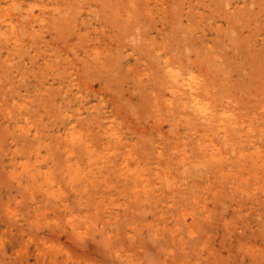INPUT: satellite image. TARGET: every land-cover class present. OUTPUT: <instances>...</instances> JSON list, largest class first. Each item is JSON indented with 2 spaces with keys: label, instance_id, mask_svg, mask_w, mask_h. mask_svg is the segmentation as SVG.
<instances>
[{
  "label": "rangeland",
  "instance_id": "rangeland-1",
  "mask_svg": "<svg viewBox=\"0 0 264 264\" xmlns=\"http://www.w3.org/2000/svg\"><path fill=\"white\" fill-rule=\"evenodd\" d=\"M16 1L18 2V4H19V2L21 3V5H20L21 8L16 6V5H18ZM172 1L177 2L178 4L183 3L182 0H179V1L172 0ZM198 1L197 0H190V3H191L190 4L186 0L183 3L184 6H182L183 5L182 4L180 7H177L178 4L176 3L173 5L174 9H173V6L170 8V10H171V12H170L169 9L165 10L166 6L169 7V4L167 2L165 4H162V2L160 0L159 1L153 0L154 5L158 4L160 7L163 6L162 8L164 10H162V9L160 10V8L154 7L155 11H157V12H154V15L150 14V16H149V14H147L148 16L146 18H148V20L145 18L142 20L141 24L139 23L140 24L139 26H141V27L136 28L135 24H133V25L127 24V25H130L133 30L137 29L138 31H141V33L143 31V33H142L143 36H142L141 34H139L140 32H138L137 30L135 32V31H132L131 28H130L131 30L128 29V31H131L132 34H134L133 32H135V34L133 35V39H134L133 41L134 42H132V39H131L132 34L129 32L130 33V35H129L127 33V31H125L122 28L123 25L121 27L118 26V24L120 23L119 22L120 20H123L121 23H123L125 21V19H123L122 16L116 17V18H118L117 19L118 23H117V25H115V23L113 21L114 18L112 16V14L110 15V12H108V10L106 12L105 8H98L99 5L98 6L89 5L87 2L83 3L82 4L83 6L81 5V10L83 8V13L77 12L75 16H76V19H79L83 16L86 18V21L90 20L91 24H89V26H87V24H86V26L83 25V27L81 28L80 27L81 25L75 26L76 23H72L71 27H70L71 30L69 29V31L65 32V29L64 30L58 29V27L61 28V26H59L57 24H54L55 27L52 25V27L49 29L47 26L46 27L43 26V27H41L42 28L41 29L40 26L38 25L37 29L34 30L35 32H33V34H29L27 32L26 26L25 27L22 26L23 29H26L27 33L26 32H25L26 34L24 33L25 30H22L23 32L20 30L22 37H24V35H25L26 38L24 37V38L20 39L21 41L19 40V43H15L13 40H11L9 42L6 41V39H5L6 36H3V35H5V33L4 32L0 33V41H1L0 42V52H1L0 53V187H1L0 188V240H1L0 241L1 242L0 243V248H1L0 249V258H2V257L4 258V259L2 258L3 260L0 259V262H1V260L2 261L5 260V264H7V263L8 264H78V260H79V264H101V263L102 264L103 263H105V264H116V263L117 264H128V263L129 264L130 263L131 264H143L145 262H146L145 264H147V263L148 264H170V262H172L171 264H264V166H263L264 165V135L260 137V134L262 135L264 133V131H262L260 128H258V130L260 129L259 130L260 134H259V131L253 132L255 134H258V137H253V138L248 139L247 142L240 143V145L246 146L245 156H246V154L248 156V154L251 153V155L248 157V159H247V157L245 159V156L241 157V155H239L240 153L234 152V153H230L231 158H232L231 164L224 163V165H223L222 163L221 164L212 163L213 165L211 166L210 162H208L209 164L206 162L207 160H210V157L206 156V155H205L206 157L203 156L205 154V144H206V142H207V144H209L210 139L207 138L206 142L203 140V142L205 143L204 147H203L204 150H203V148L199 145V143L202 142V140H198V137L195 135V131H194L195 127L192 128V126L197 125L196 119L198 118V116L196 114H193L194 111H192L190 109L184 111V107H183L182 110L179 109L180 112L183 113V115H181L180 112L175 113V114H177V118L179 116H180L179 119L181 118L180 123H178V120L175 119V121L177 120V122H175V124H176L175 127H178V128H176L175 131L181 129L182 135H184L183 137H181L176 132L171 131V129H173V127H174L171 125V123L174 124V122H173L174 119H172L171 112L169 113L167 104H166L167 106L165 105L162 108V107L151 106L152 103H150V102L146 103V102L141 100V98H142L141 96L144 92H141V91H143L142 88H140L139 86L137 87L139 75H136V77H135L134 76L135 70L129 69V67L133 68L134 66L135 67L139 66V69H141V64H143L144 65L143 67H145L146 66L145 63H147V62L152 63V61H151V59H149V57H152V55H153V59H154L155 58L154 54L152 53V55H149V54L147 55V53H146L147 51H145V55H144V54H142L144 52H141L140 57H142V58L140 61H137L133 57H131V54L133 53V50L131 48L128 50L126 48H123L124 51H122L121 47H119L120 52L117 49L118 45H120L119 42H123V40H125V39H123V36L127 37V39L125 40V43H128V45L137 46L139 44V43H136L138 41L137 39H140L139 42L141 44L142 43L141 40H143V42H149L147 40L148 39L150 40L151 38H152V40H154L156 42L155 43L156 45H160V44L165 45L164 44L165 40H166V43H168L167 37H165V36L171 37L170 34H172V33H174V35L172 34L173 37L175 35H178L179 37H183V35L184 36L189 35V34L185 33V30L188 31L185 28H188L189 29L188 32L191 33V31H192L191 28H193V27H194V30H198V29H195V27L197 25H198V27L201 26V28H200L201 33H199V35L203 34L205 31H207L210 34V37H214V38L216 37V42H217V41H219V39L227 38V36L229 34V29H231L230 32L233 30L232 23L229 22V19L232 16V14H234V16L231 17L232 20L230 19L231 22L233 21V23L237 24L240 21L239 23L245 22L244 25H247V26L251 25V28L245 26L243 29L244 30V32H243L244 37L242 36V39L245 38L244 40H247V41L243 40L242 45H244L245 42H247L248 45L245 44L246 47H243L245 49L244 54H242L243 58L241 57V58L235 59V60L232 59V58H235V54H234L235 52L233 53L234 50L231 51L232 53L230 52L231 56L228 57V55L227 56L225 55V56H221L220 58H222L224 60V58L227 57V58H225L226 62H232L233 64L236 63L239 66V69H241L240 70L241 72H242V70L246 72V73L242 72L243 75L240 74V71H238L239 73L237 71L234 72V77H236L238 75L237 76L238 79L236 78L238 81L246 83V81L248 79L251 80L250 75H251V71H253L252 67L253 68L255 67V66H253L255 63L253 61H255L257 58H254L255 60L252 59V57L250 56L252 53L250 54V51H248L251 48H248V47H252L251 51L252 52L255 51L254 54H256V55L259 54V52H260L259 50L264 49V44H263V42H264V38H263V36H264L263 35L264 34V29H263L264 28V21H262V19L264 20V18H263L264 13H262V14L258 13L259 15L257 13H255V17H252L254 15V13L246 11L245 9L248 8L250 10V8H254L255 6H252L253 3H247V0H236L237 2H235L234 4H228V5L224 4L222 2L221 6H220L219 2L223 1V0H219V2L216 4L215 3L210 4L211 0H210V2H208L209 0H202L203 2H206L207 5H206V3L200 2L201 0H198ZM94 2L99 3L98 0H94ZM100 2H101V0H100ZM250 2H252V0ZM13 3L16 4V5H14L15 7L13 6ZM28 3H29L28 0H26V1L25 0H9L7 3L5 2L2 5H0V7L9 6L10 11H13L12 13L16 16V18L19 17V13H18L17 9H22V10H20L19 19H22L21 17H22V14L24 13L23 14V22L26 24V20H28L31 17V15L27 14V12L29 14H31V10H27V8H25L26 4H28ZM70 3H72V1L70 2V0H69V4ZM244 3H246L247 5ZM223 4H224V6L222 7ZM248 4L249 5L251 4V5L249 6ZM164 5H165V7H164ZM216 5H218L217 7L220 6V8H218L219 12H220L219 9L223 8V10H225V11L221 10L222 13L221 12L219 13L218 11L215 12L217 15L218 14L221 15V16L218 15L219 19H214V17H212V15H211L212 14L211 10H214ZM181 7L184 9L180 10V12H182V13L177 11L180 13V14L176 13L177 15H180L177 18L176 14L175 13L173 14V11L175 12L176 10L181 9ZM15 8L17 11L15 10ZM34 8L36 10L35 12L38 13L39 12L38 6L37 7L35 6ZM89 9H91V10H89ZM101 9L102 10L105 9V11H102ZM187 9L189 12H191V11L192 12L190 14H188L189 12L187 13ZM257 9H259V8L257 7ZM263 9H264V6H263ZM164 11H166V14H165V17L163 20L162 15L164 16V14H163ZM226 11H228V12H226ZM21 12H22V14H21ZM103 12L108 13V14H104ZM224 12H226V13H224ZM247 12L249 13V15ZM67 13L65 16L71 14V12H67ZM86 13H87V15H86ZM53 14H54L53 18L50 19L51 21L56 22V20H60L61 17H58V15L59 16H62V15H60V14L57 15L56 11ZM98 14H99V16H98ZM184 14L190 15V16L194 15L195 19H193L194 17H192V16H191L192 18L189 16L190 18L188 19L187 16ZM204 14H207V15L209 14L208 20L211 19L210 22L209 21H207L208 23L206 22V20H207L206 16L207 15H204ZM181 15H182V17L184 16L182 18V21L179 19V18H181ZM223 15H225V16H223ZM228 15H229V17H228ZM240 15L241 16L244 15V16L241 17ZM25 16H27L28 19ZM170 16L172 18L174 16H176V18L171 19ZM203 16H205L206 18ZM260 16L262 17V19ZM71 17L75 18L74 14ZM88 17H89V20H88ZM103 17L105 18L104 21L99 22V20L102 19ZM160 17L162 18L161 19L162 21L161 20L157 21L158 19H160ZM168 17L171 20H169ZM223 17L224 18L227 17V18L224 19ZM240 17H241V19H245L246 21H248V24L245 20L244 21H242L240 19L238 20V18H240ZM244 17H246L248 20ZM154 18L156 20H154ZM255 18H256V20H255ZM167 19L169 22L167 21ZM108 20H110V21L108 22ZM172 20H175L177 22V24H175L176 22L172 21ZM199 20L200 21L202 20L200 22V24L194 23L197 21L199 22ZM78 21H80V20H78ZM255 21H257V23L259 21L261 24L258 23L259 25H257V23ZM158 22L160 24V27L154 26L155 23H158ZM173 22H175V23H173ZM191 22H193V23H191ZM219 22H221V23H219ZM82 23L83 22H81L80 24H82ZM129 23H130V21H129ZM171 23H173V24H171ZM187 23H188V25L192 24L193 27L192 26L189 27L188 25H186ZM112 24H114V25H112ZM123 24L125 25L126 21ZM228 24H229V26H226ZM255 24L257 26H253ZM172 25H175V28ZM185 25L187 27H185ZM209 25H211V26L208 27ZM216 25H217V27H216ZM1 26H3V25L0 24V31L2 28ZM143 26L144 27L149 26L150 28L149 29L148 28L143 29ZM202 26H204V27H202ZM219 26L222 29H220ZM258 26L259 27L262 26L263 28H259ZM86 27L89 28L90 30L89 29L85 30ZM116 27H118V29ZM119 27H120V29L122 28L124 30V32H123L124 35L122 34V31H121L122 29L120 30ZM183 27L185 29L184 31L182 30ZM7 28H8L7 26H3V30H5ZM38 28H40L39 29V30H41L40 32H39ZM128 28H129V26H128ZM170 28H171V32L173 30L172 33H170ZM217 28H219L218 29L219 32L217 31ZM28 29H30V28L28 27ZM57 29L60 30L61 32L64 31L65 32L64 36L66 35L65 36L66 38ZM177 29H179V30H177ZM251 29H253V30H251ZM145 30H148V31L145 32ZM157 30L159 32H157ZM248 30H250L249 33H251L252 31L253 32L251 34H249ZM255 30L256 31L259 30L258 33L254 32ZM47 31H49L50 33ZM90 31H91V33H90ZM162 31H165L166 33L161 34ZM55 32H57V33L55 34ZM68 32H70L72 34H70V33L67 34ZM87 32L91 36H94V33H99L100 36L103 38V41L106 42V43H104V45H107L108 42H111L113 46H117V48L115 47L116 49L112 48L111 51H109L110 50L109 47H104V45L102 46V48L104 47V49H106L105 52L101 56L102 58L106 57L105 60L106 59L108 60V61L106 60L107 61L106 66L102 67L101 65H99V63H97V62H99L97 60H100V59H97L98 56L95 57V56H93L94 54L91 55L89 48L85 47L87 45L90 46L89 44L92 42L89 39L90 36H88ZM92 32H93V34H92ZM232 32L235 33L236 31H232ZM239 33L241 36L242 33L240 31H239ZM60 34L62 35L63 39L60 37ZM78 34L80 37L78 36ZM164 34H166V35H164ZM236 34H237V32H236ZM254 34L255 35L257 34V36H255V38L253 37ZM81 35H83L84 37L83 36L81 37ZM114 35H116V36L114 37ZM120 35H121V37H120ZM135 35H136V39L134 38ZM35 36H37V37L39 36L38 40ZM86 36L89 37V38H87L88 40L86 39ZM130 36H131V38H130ZM245 36H247V38ZM40 37L45 38V40L41 39ZM142 37H146L148 39H141ZM173 37L170 38L169 43H171ZM129 38L131 39V41L128 40ZM256 38H258L259 41ZM23 39H25V41H23ZM80 39L83 40L82 44L80 43L81 42ZM248 39L250 42L248 41ZM3 40H4V42H2ZM74 40H76L75 44H74V42H75ZM135 40H137V41L135 42ZM238 41H241V39H239ZM65 42L67 43L66 45H65ZM116 42H118V44ZM174 42L176 44V41H174ZM208 42H210V41H205L203 45L205 46V43H206V46H209V45L211 46V44H213L215 41L213 40L210 43H208ZM256 42H258V43H256ZM261 42H262V45L260 44ZM85 43L86 44L88 43V44L86 45ZM158 43H160V44H158ZM76 44H78V45H76ZM73 45L75 47L77 46L76 47L77 49L75 47H73ZM238 45H239V43H238ZM238 45L236 46L237 48H238ZM256 45L259 48H256ZM14 46H17L18 48L14 47ZM36 46H37V48H36ZM143 46H144V44H143ZM225 46L226 45H224V47ZM10 47H12V49ZM51 47H52V50H51ZM58 47H59V53L57 51ZM67 47H69V48H67ZM84 47L87 49H85ZM173 47H174V45H173ZM202 47L200 45V48H202ZM226 47L230 48V46L228 47V45ZM35 48H36V50H35ZM74 48H75V51H73ZM16 49H17V51H16ZM66 49H69V50H66ZM114 49L116 51H114ZM241 49H242V47H241ZM174 50H175V52H178L177 49L174 48ZM174 50H172V51H174ZM246 50L249 52L250 55L247 54ZM25 51L28 53H26ZM107 51H109V52H107ZM172 51H171V53H172ZM127 52H128V54L131 52V54H130V56L125 58L126 57L125 53L127 54ZM75 53L78 55H76ZM120 53L122 54V58L120 57ZM260 53L261 54H259L258 57L263 55L261 57H263L262 59H264V51H261ZM58 54H61V56ZM65 54H66V56H65ZM107 54H109L111 57ZM232 54L234 57H232ZM67 55H68V57H67ZM136 55L139 56L138 53ZM112 56H114L115 58ZM147 56H149V57H147ZM47 57H48V59H46ZM77 57H78V59H77ZM116 57L119 59L118 61H115V59H117ZM247 57H249V58H247ZM56 58H60L61 60H59V59L57 60ZM70 58H71V60H70ZM95 58H96V60H95ZM250 58L252 60V61L250 60L251 61L250 63L253 65L250 64V66L246 67L245 64H249V62L246 63V60H248ZM228 59H229V61H227ZM41 60H43V61H41ZM155 60L156 59H154V61H153L154 67L157 66ZM223 60H222V62H223ZM59 61H60V63H59ZM84 61H86L87 63H83ZM115 62H118V64ZM121 62H124V63H121ZM140 62H143V63L140 64ZM243 62H245V64ZM14 63H16V64H14ZM93 63H94V65H93ZM119 63H121V64H119ZM262 64H264V60H263ZM90 65H93V68ZM96 65H98V66H96ZM244 65L246 68L244 67ZM81 66H82V68H81ZM84 66L91 67L90 70L92 69V71L88 70L89 69L88 67H85V70H84ZM127 66H128V68H126ZM154 67H153V69H156L158 66L155 68ZM103 68L106 69V70L104 69L105 71H107L106 73H105V71L101 72V69H103ZM125 68L128 71L125 70ZM249 69H250V71H249ZM263 69H264V67H263ZM81 70L83 72H81ZM110 70L113 72V74ZM217 70H220V69H217ZM59 71L62 75L59 73ZM126 71H127V73H126ZM79 72L81 73L80 76H79V74H80ZM85 72H86V74H85ZM95 72H97V73L95 74ZM110 72H111V74H110ZM121 72H123V74ZM247 72L249 74H247ZM114 73H116V74H114ZM129 73L130 74L133 73V74L129 75ZM244 73L246 76H244ZM121 74L123 75V77L121 76ZM126 74H128L129 76H125ZM86 75H87V77H86ZM103 75L105 78H107L108 81L103 77ZM109 75H111L110 77L115 75L114 77H116V78L119 77V78L115 79L113 77V78H111V80H112V82H111ZM77 76H79V78L81 80ZM82 76H83V79H82ZM101 76H102L103 80L106 81V83L101 79ZM165 76H166V74L163 77L164 79H162V77H161V79L160 78L159 79L162 81L168 77L165 80V81H167L170 78L169 76H166V78H165ZM227 76L230 78V75H227ZM239 76L241 79L239 78ZM75 77L77 79L76 81H74ZM126 77H128V78L132 77V78H129L131 83L126 82L127 81V79H125ZM243 77H244V79H243ZM82 80H84L83 83H81ZM90 81H93V82H90ZM72 82H74V83H72ZM108 82L111 84H109ZM156 82L158 83V79H156ZM113 83H115L116 85ZM123 83H126V84H123ZM81 84H83V85H81ZM129 84H131V85H129ZM166 84H167V82H166ZM51 85H53V86H51ZM112 85H114L116 87H114ZM110 86H112V87H110ZM54 87H56V88H54ZM120 87H121V89H120ZM109 88H112V89L115 88L116 91L109 89ZM216 88L213 89V92L216 91ZM118 89L120 91L123 89L122 90L123 93L120 92V95H118V92H119ZM103 90H104V92H103ZM117 90H118V92H117ZM125 90H127V91L125 92ZM166 91H167V95H168V93L170 94L168 96H172L171 90H166ZM110 92H112V93H110ZM115 92H116V94H115ZM137 92H138V94L136 96ZM260 92L262 94H264V88H261ZM260 92H259V94L261 95ZM107 94H108V97H107ZM112 94H113V97H112ZM119 96H121V97H119ZM122 96H124V99L126 101L122 98ZM125 96H127V97L129 96L130 99L125 98ZM101 97H102V100L101 99L99 100V98H101ZM115 97L117 99H119V101ZM221 98H222L221 96L219 98L217 96L216 100H218L219 104L221 105L220 106L221 109H218V113L224 114V115H221L222 117H224L227 114L232 115L235 111H236L235 113H238V114L243 113V115H246V112H244V111H250L248 108H246V106H248L250 103L245 102L243 104L244 105L243 108L241 109L240 106H242V102L237 107L236 106L237 103H235L234 101L232 102V107L228 106V109H223L222 108L223 101H221L222 100ZM82 99L83 100L85 99L84 100L85 105L82 106V109H79L78 108V106H79L78 101H80ZM121 99L124 100L125 103L128 101L127 103H128V106L130 105L129 107L132 106L134 108V107H137L139 105L140 109L138 108L139 110H137V108L136 109L129 108L131 110V111H129L125 104H123V103L121 104V102H120ZM131 99H132V101H131ZM207 99H209V98L207 97ZM133 100H134V102H133ZM140 100H141V102H139ZM210 100H212V99H210ZM229 100H232V98L231 99L229 98ZM113 101L116 103L120 102L117 104V106L118 105L119 106L121 105V107L125 106L123 108H125V110L127 109L128 113H127V111L124 112L125 110L121 107L119 109V106H118L119 112H117L118 109L116 110V108H115L116 104H114ZM135 102H136L137 106H135V104H133ZM162 102H163V104H165L164 103L165 100H162ZM98 103L101 105L103 104V105L98 106L99 105ZM138 103H140V104H138ZM142 103H145L144 104L145 108H146L147 104H150V107H148V105H147V108H148L147 110L149 111L148 113H147V110H144V108H143V111L145 113L144 117L146 118V120H141V117L139 115V113L140 114L143 113V112H139L142 109V107H144L142 105ZM112 105H114V106H112ZM253 105L257 106V101H256V104L255 103L252 104V107L254 108V110L252 111V115H253L252 117L255 118L254 119L255 127L256 126L258 127L261 125L260 122L264 123V107L257 106V108H255L256 106H253ZM263 105H264V103H263ZM96 106H98L99 109L101 108L103 110L102 111L100 109L102 111V112H100V110L97 109V114H98V112H100L99 114L103 115V116H101L102 118L100 119V117H99L100 115L98 114V120H102V122L106 123V125H108V126H109V124L115 125V127H114L115 129L119 128V130H121L120 132H123L122 134H123L124 139L128 138L127 139L128 141L127 140L125 141V142L129 143L128 146H124L121 141L118 143V141L120 139L117 140L116 135H112V137L114 136V138H113L114 140L112 139V142L111 141L110 142L111 143L114 142L117 145L114 143L111 145V143L105 142L106 141V137H105L106 134L105 135H101V134L99 135V133H100L98 131L99 128L92 127L95 129V130L93 129L94 130L93 134L97 135V138H95L96 136H93V135H92V137H94L95 141L97 143H99V145L97 144L94 147L95 148L94 149L95 157L90 159V158H88L89 157L88 155L86 156L82 153H80V155L66 153L65 147H67L66 146L67 140L65 138L66 137L65 127L67 126L68 121L80 118V120L83 122V124L85 126L81 125V123H77V125H79L78 126L79 128L83 127V129H85V131H86V129L89 127L88 126L89 124H87V123H90V120L86 119L85 121H83V119H81V117L87 116L88 111L85 110L86 112L84 111V113L82 115L79 114V112L82 111L84 109V107H87V108L91 107V110L96 111V108H95ZM249 106L251 107V104ZM164 107H166L167 110ZM180 108H182V107H180ZM232 108H234V111H231ZM32 109H34V110H32ZM121 109H123V110H121ZM162 109H165V110L163 111ZM51 110H52V112H51ZM133 110H136L138 115H134L136 113ZM161 110H162V112H161ZM223 110L226 112H223ZM151 111L154 113H152ZM36 112H38V113H36ZM122 112L125 113V116L127 113L126 119H128L130 117L129 120L124 121V118H122V117H124V116H122L124 114H121ZM164 112L167 114H163ZM191 112H192V114H190ZM231 112H233V113L230 114ZM253 112L255 113V115L253 114ZM258 112H260V113H258ZM108 113H112V114L115 113V115L113 114L112 117H106L105 116V118H104V115H106ZM131 113H133L132 115H134V116H131ZM128 114H129V116H128ZM147 114H148V117H147ZM169 114H171V116ZM189 114H190V117L194 116V120H193V118H189ZM152 115H154L155 117ZM160 115H162L163 117ZM33 116H34V118H33ZM116 116H117V118H115ZM136 116L139 117L138 121L135 120L136 121L135 123H137L136 126L138 124L141 126L140 127L138 125V128H136V129L137 130L141 129V131H142V132L140 131L141 134L144 132L146 134H147V132L150 134L152 132L151 135L148 134L150 136V138L148 137V135L146 136L145 133L142 135L139 134V135H141V136H139V138L143 137V141H142V139L141 140L139 139L140 141L135 142V139L138 140V138H137L138 135H136L137 134L136 132L133 133L136 129L134 128L135 124H132L131 122L134 123V119L137 118ZM166 116H167V118H166ZM184 116H185V118H184ZM157 117H159V118H157ZM164 117H165V119H164ZM111 118L115 119V121H113ZM247 118L253 119V118H249V117H247ZM158 119H160V120H158ZM162 119H164V121H162ZM167 119H169V120H167ZM182 119H186V121L184 122ZM191 119L193 121H196V122H194L195 125L192 123L193 121ZM223 119L228 120V117L223 118ZM121 120L124 122H121ZM189 120H191L192 122ZM33 121H35V122H33ZM141 121H142V124H141ZM166 121H167V123H166ZM199 121H201V122H199ZM119 122H121V124H119ZM153 122H155V123H153ZM202 122L203 121L201 119L198 120V123H202ZM229 122H231V121L228 120L227 124L231 125V123H229ZM123 123H125V124H123ZM183 123L185 125H183ZM157 124L158 125L161 124L162 126L161 125L157 126ZM178 124H180V125H178ZM116 125H117V127H116ZM142 125H143V127H142ZM189 125L192 128L190 130L191 132L188 130L186 131V129L190 128ZM151 126H153V127L151 128ZM130 127H132L135 130H132V128H131V130H128V129H130ZM145 128L147 131L144 130ZM199 128L203 129V127L201 125ZM149 129L151 131H148ZM93 130L88 131V132L91 133V132H93ZM169 130H170V132H169ZM113 131H114L113 128H111L109 130V135H111V133ZM163 131L165 132V134ZM188 132H190V133L188 134ZM1 133H4V134H2L3 136L1 135ZM169 133H171V134L169 135ZM172 133H174V134H172ZM217 134L219 135V133L215 134V132H214V134H212L210 137L211 138L214 137V139H216V140L219 138L218 140H220V136L218 137ZM98 135L100 136L99 138H98ZM172 135H174L176 137H173ZM164 136L168 139L164 138ZM188 137H191V138L188 139ZM193 137H194V140H193ZM100 138H101V141H99ZM131 138H134V139H131ZM144 138H145V140L146 139H151V140L145 141ZM252 139H255L256 145H253L254 143H253ZM165 140H167V141H165ZM237 140H240V137ZM131 141H133V143ZM147 141H149L150 143H148ZM153 141H155V143ZM196 141H198V144ZM164 142H166V143H164ZM167 142H169V143H167ZM134 143H135V145L137 144V146H140V147H137V146L135 147ZM151 143L154 144V146L156 145L155 148ZM131 144L134 145L135 150H138L136 148H139L142 150V151L138 150L141 155H139L138 151H137L138 154L136 153V155L140 156L141 161L143 160V158H145V161L144 162L142 161L143 162L142 164L138 163L137 161H134L133 168H130L127 172H130L131 174H133L134 170H136L137 168H142V169L147 168L145 170V175H147L151 179L150 183L153 184V185H148L150 188L149 193H146L142 187L134 188L135 183H134L133 177L132 178H131V176L127 177L126 176L127 174L125 175V169L121 168L122 165H120V163H119V162L123 161L125 158V156H123V154H122V151H124L126 149H130V148L133 149L131 147ZM193 144H194V147H193ZM129 145H130V147H129ZM147 145H149V146L147 147ZM151 146H153L155 153H153L154 151H152L153 148L151 150ZM195 146H197V147H195ZM109 148L111 149V151H109L110 150ZM143 148L147 149L148 151L144 150ZM199 148H200V150H199ZM135 150H133V151H135ZM185 150L187 151V156H189L187 159V161L190 162L189 165L183 164V161H182L183 159H181L179 161L180 158H178V155H180V152L185 151ZM257 150H259L258 152H260V151H262V152L257 153ZM133 151H131V152H133ZM162 151H165V152H163V155L160 154V152L162 153ZM253 152L255 154H253ZM110 153L112 154L113 157L110 155ZM143 153H145L146 155ZM191 153H193V154H191ZM148 154L150 155L149 157H148ZM189 154H191V155H189ZM260 154H261V156H260ZM136 155L133 158H135ZM154 155H155V158H154ZM170 155L174 156L173 161L177 164V165L176 164L173 165L174 166L172 168L173 172L178 177L181 176V178H180V181L178 183H175V184H171L172 181H167V179H165L166 183L168 182L169 185L165 184V181H164L163 185L165 186V188L164 187L162 188V186H161L162 183L160 182L161 179L156 178L157 175L155 174V171L152 170V168H162L163 164L159 162L161 157L166 158L167 156H170ZM54 156H57V159ZM77 156H80L83 159H81ZM156 156H157V158H156ZM239 156H240V161L237 159V158H239ZM43 157L46 159H44ZM112 158H114L113 160L115 162L112 160ZM122 158H123V160H122ZM170 159H172V158H170ZM198 159H202L203 161L198 160ZM88 160H89V162L97 161V163L90 165ZM192 160H194V162H192ZM245 160H248L247 163ZM256 160H258L259 162ZM250 161L253 162L252 165H251ZM255 161L260 163V164L263 163V165H260V164L256 163ZM107 162H110V163H108V165L109 166L111 165V167L102 168L100 166V165H104V163L107 164ZM171 162H172V160H171ZM197 162L201 165L198 164L199 166H195L194 164ZM203 162H206V163H203ZM233 162H234V164H233ZM237 162L239 164H236ZM240 162H241V164H240ZM75 163L76 164L79 163L78 166L80 165V167L76 166ZM87 163H89V164H87ZM248 163H250V164H248ZM178 164H179V166H178ZM191 164H193L192 166H194V167L191 169L190 168L187 169V167L191 166ZM208 165H210V167ZM214 165H216V166H214ZM238 165H239V167L240 166L241 167L238 168ZM250 165L252 166L251 168H249ZM74 166H76V167H74ZM85 166H87L88 168ZM245 166H246V168H245ZM205 167H207V168H205ZM33 168H37V169H33ZM73 168H80V169H78V171L83 170L85 172L83 175L78 174V172L72 171ZM41 170H44V171H41ZM184 170H186V171H184ZM231 171H234V172L231 173ZM86 172H87V175H86ZM237 172H239V173H237ZM32 173H33V175H31ZM182 173H183V175H182ZM25 175H29V176H25ZM36 175H38V177ZM47 176H48V178H47ZM28 177H29V179H28ZM43 177H44V179H43ZM33 179H36L37 185H34L35 180H33ZM82 179H84L85 181ZM126 179H128L129 181ZM32 180H33V182L30 183ZM152 180H154V181H152ZM155 181H158L161 185L160 186L155 185ZM2 182H3V184H2ZM131 182H133V183H131ZM20 183H21V185H20ZM39 183H41V185ZM234 183H235V186H234ZM28 184H30V185L28 186ZM179 185H181V186L179 188H175V191H174L173 190L174 187L179 186ZM52 186H55V188H57V187L60 188L63 186L64 190H63V188H62V190L64 192H62L61 195L59 193H55L54 187H52ZM75 188H77L78 190ZM79 189L80 190L82 189V191H80ZM163 189L166 191L162 192ZM79 193H82L83 195L86 194V197H84V199H83L84 201L80 200L81 195ZM194 196H195V198H193ZM138 197H139V199H137ZM188 198H190V199H188ZM146 199L148 200V202ZM136 200L137 201L139 200V201L137 202ZM85 202H89V205H85ZM141 202H143V203H141ZM129 204H130V206H129ZM183 204H184V206H183ZM149 205L150 206L152 205L151 208H153V207H155V208L151 209L150 207H148ZM141 206L144 209H141L142 208ZM206 209H208V210H206ZM9 210H10V212H9ZM34 210L36 211V213H34L35 212ZM93 210H94V212H93ZM68 211H74V216H68L65 218V213ZM97 211H98V213H97ZM206 211H208V212H206ZM12 212H15V214H13ZM111 212H115V213L121 212L123 214H124V212H126V213L128 212V213L125 216H123V214H122L120 216L113 217L112 218L113 224H111L109 221H110V218L114 215V214L112 215ZM43 213H44V215H45V213H47V214H50L51 216H54V215L57 216L58 215V217L57 218H53V217L44 218ZM91 214H94V215H91ZM184 214H186V215H184ZM77 215H79V216L77 217ZM110 215H112V216L110 217ZM81 216H84L85 218H83ZM94 216H96V217H94ZM207 216H209V217H207ZM10 217L11 218L13 217V218L11 219ZM71 217H73V219H80V221L81 220H86V221L89 220L87 222V225L90 226V224L92 223L90 228L94 227V226L97 227L98 225H100L98 227L99 228L101 227V229L96 228L99 231L95 230L96 231L95 232L93 230V228H91L92 231H94L96 233L94 235V232L92 233L91 229L89 230V227H88L89 232L92 234L85 233L84 237H86V238H84V237L80 238L79 237V239H78V237L74 233H72L71 226L66 221L67 219H69ZM90 218H93V219L90 220ZM98 218L100 219V221L98 220ZM96 219L98 222L96 221ZM90 221H93V222L90 223ZM11 222L12 223L14 222L13 223L14 225L11 224ZM16 223H19V224L16 225ZM102 223H103V225H102ZM202 223L207 225V226H205V225L202 226ZM105 224H107V225H105ZM148 224L149 225L151 224L152 227L149 226ZM145 225H146V227H149V228H146ZM199 225H201L200 227H202V229L205 227L203 229V231H201L202 229L200 227H197ZM141 226L144 227L142 230H141V228H142ZM194 226H196L199 229V232H201V233L197 232V228ZM136 227H138V228H136ZM120 228H122V230H119ZM27 229L29 231H31L33 234L29 235V233H31V232L28 233ZM111 229L113 230L114 233L113 232L108 233V230H111ZM138 229H139V231H138ZM205 229L207 230L206 233H202L205 231ZM23 230H24V232H23ZM104 231H106L108 236L105 235L106 236L105 237L103 235ZM101 232L103 234H101ZM121 232H122V234H121ZM154 233H155V237H154ZM136 234H137V236H136ZM197 234H198V236H197ZM201 234L202 235L204 234L207 238L204 235L202 236ZM101 235L104 236L105 238H102ZM109 235L110 236L114 235L112 240L109 239ZM8 236L10 237V241H9ZM199 236H202V237L200 238ZM95 238L100 240L98 242L100 244L99 246L97 245L98 243H97V240H95ZM198 238H199V240H198ZM139 239L144 240V241H142V243H141ZM20 240L22 242L24 241L23 242L24 246L19 245L20 243H22V242H20ZM46 240H49V241L46 243ZM83 240H87V241H85L86 243H88V241H89L88 246H86L87 251H93L94 249L96 250V248H100V247L104 248L101 245L106 244L105 246H107V248H109L106 251L113 250V247H119L120 248L119 252H121L123 254V257L119 256L114 251H111V252L108 251V253L105 252L106 258H107L105 262H100L99 259L97 260L95 258H94L95 260L93 258H91V259L90 258H88V259H86V258L85 259L84 258L76 259L77 256L75 254L77 252H75V247H77L80 251L84 250L85 246L82 245V244H84ZM107 241H108V244H107ZM111 241H112V244H111ZM27 242H30L29 243L30 247L28 249H27ZM44 244H46V246ZM51 244H54L58 248L62 249V251L59 252V255H61V256L59 258V261H57V262H56V260H54V261L46 260L45 259L46 255L44 254V252L39 250V247H41L42 245H44L45 247H47V246L50 247ZM93 244H95L96 247H95V245L93 246ZM2 245L5 248H3ZM15 245H18V246H16L14 248L13 246H15ZM109 246H111V247H109ZM1 250H4L5 252L4 251L1 252ZM24 250H25V253H24ZM21 253L23 256L20 255ZM69 253L72 254L73 258H70L68 261L63 260L64 258L62 255H68ZM16 255H17V257H16ZM19 255L21 257H19ZM99 255H100V252H99ZM126 257H128V259H129L128 262L124 261V260H126ZM19 258H21V259H19ZM36 258L38 261L36 260ZM39 259H42V260L39 261ZM168 259H170V260H168ZM91 260H92V262H91ZM81 261H83V262H81ZM1 263H3V262H1Z\"/></svg>",
  "mask_w": 264,
  "mask_h": 264
},
{
  "label": "bare ground",
  "instance_id": "bare-ground-1",
  "mask_svg": "<svg viewBox=\"0 0 264 264\" xmlns=\"http://www.w3.org/2000/svg\"><path fill=\"white\" fill-rule=\"evenodd\" d=\"M9 0H0V5H2L3 3H7ZM26 1V0H25ZM29 1V3L28 4H26V6H25V8H27V10H31V14H29L28 12H27V14L28 15H31V17L28 19V17L27 16H25L28 20H26V24L23 22V14H22V12H21V14H22V19H19V17H20V10H22V9H17L18 10V13H19V17L18 18H16V16L12 13L13 11H10V7L9 6H3V7H0V24L1 25H3V26H7L8 28L7 29H5V30H3V26H1L2 28H1V31H0V33L1 32H4L5 33V35H3V36H6V41H11V40H13L15 43H19V40L20 39H22V38H24L25 37V35H24V37H22V34L20 33L22 30H25L24 31V33L26 32V29H23V27L22 26H26V28H27V32L29 33V34H33V32H35L34 30H36L37 29V27H38V25L40 26V28L41 27H43V26H47L48 27V29L49 28H51L52 27V25L55 27V25L54 24H57V25H59V26H61V28H59L58 27V29H62V30H64L65 29V32L66 31H69V29H70V27H71V24L72 23H76V25L75 26H79V25H81L80 27L82 28L83 27V25H85L86 26V24H87V26H89V24H91V21L89 20V17H88V20L89 21H86V18L85 17H83L82 15V17L81 18H79V19H76V13L77 12H82L83 13V8H82V10H81V5L83 4V3H85V2H87L89 5H96V6H98L99 5V7L98 8H105L106 9V12H107V10H108V12H110V15L112 14V16H113V18H114V23H115V25H117V19L118 18H116L117 16H122L123 17V19H125V21H126V24L124 25L123 23L125 22H123V23H121L123 20H118L120 23L118 24V26H122V28L125 30V31H127V33L130 35V33H131V31H128V29H132V27L130 26V25H127V24H131V25H133V24H135L136 25V28L137 27H141V26H139L141 23H142V20L143 19H145L148 15L147 14H149V16H150V14L151 15H154V12H157V11H155V8L154 7H158V8H160V10L162 9V10H164L162 7H160L158 4H153V0H101V2H100V0H98L99 1V3H97V2H94V0H70V2L72 1V3H70L69 4V0H28ZM157 1H159V0H157ZM161 2H162V4H165L166 2L169 4V7H165V5H164V7H165V10H168L169 9V11L171 12V10H170V8L174 5V4H176L177 2H174V1H172V0H160ZM177 1H179V0H177ZM183 1V3L186 1V0H182ZM181 1V2H182ZM198 1V0H197ZM251 0H247V3H253L252 4V6H255L254 8H250V10L247 8V9H245L246 11H249V12H253L254 13V15L252 16V17H255V13H259V14H262V13H264V9H263V6H264V0H252V2H250ZM17 2V1H16ZM187 2H189L190 3V0H187ZM194 2V1H193ZM199 2V1H198ZM200 2H203L202 0L200 1ZM208 2H210V0L208 1ZM219 2V0H211V2H210V4H212V3H218ZM221 2V3H220ZM219 2V4H220V6H221V4H222V2L224 3V4H234L235 2H237L236 0H223V1H220ZM182 3V4H183ZM203 3H206V2H203ZM17 4H18V2H17ZM154 6H153V5ZM178 4V3H177ZM180 4V3H179ZM178 4V6L177 7H180L182 4H180L179 5ZM187 4V3H186ZM191 4V3H190ZM193 4V3H192ZM224 4L222 5V7L224 6ZM244 4H246V3H244ZM10 5V4H9ZM14 5H16L15 3H13V6ZM19 5V6H18ZM18 5H16L17 7H19V8H21V3L19 2V4ZM71 5V6H70ZM201 5V4H200ZM206 5H207V3H206ZM214 5V4H213ZM247 5V4H246ZM245 5V6H246ZM249 5V4H248ZM251 5V4H250ZM249 5V6H250ZM37 7L38 6V8H39V12L37 13V12H35L36 10H35V8L34 7ZM83 6V5H82ZM101 6V7H100ZM182 6H184V4L182 5ZM212 6V5H211ZM218 5H216V7H217ZM220 6L219 7H215V9L214 10H211L212 12V17H214V19H219V17H218V15L215 13V12H217L218 11V8H220ZM226 6V5H225ZM259 8V9H257V7ZM15 7V6H14ZM16 7V8H17ZM91 7V6H90ZM204 7V6H203ZM221 7V8H222ZM247 7V6H246ZM245 7V8H246ZM16 8H15V10H16ZM93 8V7H92ZM193 8V7H192ZM205 8V7H204ZM232 8V7H231ZM234 8V7H233ZM105 9L104 10H102V11H105ZM173 9H174V6H173ZM182 9H184V8H182L181 7V9H179V10H176L175 12L173 11V14L175 13H178V14H180V13H182V12H180V10H182ZM202 9V8H201ZM16 10V11H17ZM89 10H91V9H89ZM186 10V9H185ZM204 10V9H203ZM220 10V12L222 13V11L221 10H223V8L222 9H219ZM244 10V11H245ZM56 11V13H57V15L58 14H60V15H62V16H59L58 15V17H61L60 18V20H56V22L55 21H51L50 19H52L53 18V13ZM98 11V10H97ZM177 11H179V12H177ZM223 11H225V10H223ZM67 12H71V14L70 15H67V16H65L66 15V13ZM96 12V11H95ZM189 11H188V9H187V13H188ZM192 12V11H191ZM191 12H189L188 14H190ZM196 12V11H195ZM219 12V11H218ZM219 12V13H220ZM226 12H228V11H226ZM226 12H224V13H226ZM17 13V12H16ZM81 13V14H82ZM100 13V12H99ZM104 13V12H103ZM248 13V12H247ZM68 14V13H67ZM73 14H74V17L75 18H72L71 16H73ZM94 14V13H93ZM104 14H108V13H104ZM163 14H164V16L162 15V17H163V20H164V17H165V14H166V11H164L163 12ZM169 14V13H168ZM243 14V13H242ZM258 14V15H259ZM56 15V16H57ZM86 15H87V13H86ZM95 15V14H94ZM102 15V14H101ZM100 15V16H101ZM109 15V16H110ZM184 15H186V14H184ZM204 15H207V14H204ZM209 15V14H208ZM208 15L206 16L207 17V20H206V22L207 21H211V19L210 20H208ZM227 15V14H226ZM248 15H249V13H248ZM18 16V15H17ZM98 16H99V14H98ZM111 16V17H112ZM176 16H177V18H178V16H180V15H177L176 14ZM176 16H174L173 18H176ZM187 16V18L189 19L191 16L192 17H194V15H186ZM190 16V17H189ZM219 16H221V15H219ZM223 16H225V15H223ZM232 16H234V14H232ZM231 16V17H232ZM237 16V15H236ZM241 16V15H240ZM244 16V15H243ZM243 16H241V17H243ZM152 17V16H151ZM154 17V16H153ZM171 17V16H170ZM184 17V16H183ZM182 15H181V18H179L181 21H182ZM191 17V18H192ZM203 17H205V16H203ZM205 17V18H206ZM228 17H229V15H228ZM231 17H230V19H231ZM241 17L240 18H238V20L240 19V20H242V21H244L245 19H241ZM257 17V16H256ZM261 17V16H260ZM167 18V17H166ZM172 17H171V19H173ZM224 18V17H223ZM222 18V19H223ZM227 18V17H226ZM226 18H224V19H226ZM244 18H246V17H244ZM264 18V17H263ZM57 19V18H56ZM96 19V18H95ZM100 19V18H99ZM103 19V20H102ZM102 19H100L99 20V22L100 21H104V17L102 18ZM110 19V18H109ZM147 20H148V18H146ZM153 19V18H152ZM162 18L160 17V19H158L157 21H159V20H161ZM168 19H169V17H168ZM168 19H167V21H168ZM171 19H169V20H171ZM193 19H195V17L193 18ZM230 19H229V22L230 23H232V28H233V30L232 31H236L237 32V34H236V32L235 33H233L232 31L230 32V30L231 29H229V34H228V36H227V38H224V39H219V41H217L216 42V37L214 38V37H210V34L207 32V31H205L203 34H200L199 35V33H201V30H200V28H201V26L200 27H198V25L195 27V29H198V30H194V27L192 26V24L191 25H188V23L186 24V25H188L189 27H193V28H191V33H189L188 31H189V29L188 28H185V29H187L188 31H186L185 29H184V27H183V31L185 30V33L186 34H189V35H183V37H179L178 35H175L174 37H173V35H174V33H172L173 32V30H172V32H171V28H170V33H172V34H170V36L171 37H173L172 38V41H171V43H169V41H170V38L171 37H169V36H165V37H167V40H168V43H166V40H165V42H164V44L165 45H161L160 43H158V44H160V45H156L155 43V41L154 40H152V38L149 40L148 38H146V37H142L141 39H148L147 41H149V42H143V40H141L142 41V43L140 44V42H139V40L140 39H137V40H135V42L136 43H139L137 46H133V45H128V43H125V40L127 39V37H125V36H123V39H125V40H123V42H119V44L120 45H118V48H117V46H113L112 45V43L111 42H108L107 43V45H104V43H106L105 41H103V38L100 36V34L99 33H94V36H91L90 34H88V32H87V34H88V36H90V38L88 37V36H86V39L87 38H89L92 42L89 44L90 46H88L86 43V45L87 46H85V47H88L89 48V51H90V54L91 55H93V56H95V57H97V59H100V60H97V61H99V62H97V63H99V65H101L102 67L103 66H106L107 64H106V62L108 61L107 59V61L105 60V58H102L101 56H102V54L105 52V50L106 49H104V47H109V51H111L112 50V48H117L118 50H119V47H121V50L122 51H124V49L123 48H126L127 50L128 49H132L133 50V53L131 54V52L128 54V52H127V54L125 53V58H127L128 56H130V54H131V57H133L135 60H137V61H140L141 60V58L142 57H140V53L141 52H144V53H142V54H144L145 55V51H147L146 53H147V55L149 54V55H152V53L154 54V59H156L155 61H156V65L158 66H155V67H157L156 69H153V67H154V64H153V61H154V59H153V55H152V57H149V56H147V57H149V59H151V61H152V63L150 62H147V63H145V67H143L144 65L143 64H141V63H143V62H140V64H141V69H139V66L138 67H129V69H132V70H135L134 71V73H135V77H136V75H139L138 76V85H137V87L139 86L140 88H142L143 89V91H141V92H144L143 94H142V98H141V100L142 101H144V102H150V103H152L151 104V106H156V107H162L163 108V106H165L166 104L168 105V110H169V113L171 112V114H172V119H174L173 120V122H174V124L173 123H171V125L172 126H174L173 127V129H171V131H173V132H176L177 134H179L181 137H183L184 135H182V132H181V129H179V130H177V131H175L176 130V128H178V127H175V122H177V120H178V123H180V119H179V117L177 118V114H175V113H178V112H180V110H182L183 109V107H184V111L185 110H188V109H190V110H192V111H194V113L193 114H196L197 116H198V120L199 119H201L203 122L202 123H198V120L196 119V121H197V125H195V123L194 122H196V121H193L194 120V116L192 117H190V114H192V112L189 114V118H193V122L191 121V120H189V121H191L195 126H192V128L193 127H195V129H194V131H195V135L198 137V140H202V142H200L199 143V145L203 148L204 147V142H203V140L206 142L207 141V138L208 139H210L209 141H210V143L209 144H207V142H206V144H205V154L203 155L204 157H206V156H209L210 157V160H207L206 162L208 163V162H210L211 164V166L213 165L212 163H216V164H223L224 165V163H226V164H231L232 163V158H231V154L230 153H240L239 155H241V157L242 156H245V151H246V146L245 145H240V143H244V142H247V140L248 139H250V138H253V137H258V134H255V133H253V132H258L260 129L262 130V131H264V123H261L260 122V126H256L255 127V125H254V119L255 118H253L252 116V111L254 110V108L252 107V104H256V101H257V106H259V107H264V105H263V103H264V94H262L260 91H261V88H264V69H263V67H264V64H262L263 63V60L264 59H262L263 57H261V56H263V55H261L260 57H258V55L259 54H261L260 52L261 51H264V49H261V50H259L260 52H259V54L258 55H256V54H254V52L255 51H251V49H252V47H248V48H251L250 50H248V51H250V54H249V52L246 50V52H247V54H249L251 57H252V59H254V58H257L255 61H253V62H255L254 63V65L253 64H251L250 62L252 61L251 60V58L250 59H248V60H246V63L247 62H249V64H245V62H243L245 65H246V67L247 66H250V64L251 65H253V66H255L254 68L252 67V70L253 71H251V80L250 79H248L247 81H246V83L245 82H240V81H238L237 79H238V75L236 76V77H234V72H238V71H240L241 69H239V66L236 64V63H232V62H226V59L225 58H227V57H225L224 58V60L222 59V58H220L221 56H227L228 55V57L229 56H231L230 55V52L232 51V50H234L233 51V53L235 54V58H232V59H239V58H241L243 55L242 54H244V48L243 47H246V45L245 44H247L248 45V43L247 42H245V46L244 45H242L243 44V40L245 39H242V36L244 37V34H243V32H244V27L245 26H247V25H244L245 24V22H242V23H239L238 21V23L237 24H235V23H233V21L231 22L230 21ZM234 19V18H233ZM247 19V18H246ZM261 19H262V17H261ZM25 20V19H24ZM78 20H80V21H78ZM97 20V19H96ZM154 20H156L155 18H154ZM179 20V21H180ZM232 20V19H231ZM248 20V19H247ZM253 20V19H252ZM255 20H256V18H255ZM110 20H108V22H109ZM112 21V20H111ZM129 21H130V23H129ZM153 21V20H152ZM162 21V20H161ZM160 21V22H161ZM166 21V22H167ZM172 21H175V20H172ZM171 21V22H172ZM180 21V22H181ZM202 21V20H201ZM200 20H199V22L197 21V22H194L195 24L197 23V24H200V22H201ZM228 21V20H227ZM246 21V20H245ZM262 21H264L263 19H262ZM81 22H83L82 24H80ZM128 22V23H127ZM135 22V23H134ZM165 22V23H166ZM169 22V21H168ZM176 22V21H175ZM175 22H173V23H175ZM189 22V21H188ZM228 22V23H229ZM247 22V24H248V21H246ZM256 23H257V21H255ZM113 23V22H112ZM140 23V24H139ZM173 23H171V24H173ZM191 23H193V22H191ZM203 23V22H202ZM208 23V22H207ZM219 23H221V22H219ZM258 23H260L259 21H258ZM257 23V25H259ZM152 24V23H151ZM169 24V23H168ZM175 24H177V22L175 23ZM179 24V23H178ZM211 24V23H210ZM213 24V23H212ZM261 24V23H260ZM112 25H114V24H112ZM185 25V27H187ZM205 25V24H204ZM256 24L255 25H253V26H257ZM84 26V27H85ZM111 26V25H110ZM128 26H129V28H128ZM154 26H156V27H160V24H159V22L158 23H155V25ZM165 26V25H164ZM174 28H175V25H172ZM211 25H209L208 27H210ZM226 26H229V24L228 25H226ZM231 26V25H230ZM263 26V25H262ZM259 27V28H263V27ZM22 27V28H21ZM28 27L30 28V29H28ZM34 27V28H33ZM120 27H119V29H120ZM177 27V26H176ZM202 27H204V26H202ZM216 27H217V25H216ZM247 27H250L251 28V25L249 26H247ZM257 27V28H258ZM40 28H38V30L40 29ZM80 28V29H81ZM108 28V27H107ZM117 29H118V27H116ZM121 28V29H122ZM134 28V27H133ZM145 28H150L149 26L148 27H144L143 26V29H145ZM219 28L220 29H222L220 26H219ZM219 28H217V31L219 32ZM249 28V29H250ZM256 28V29H257ZM258 28V29H259ZM42 29V28H41ZM57 29V30H58ZM68 29V30H67ZM76 29V28H75ZM86 29H89V28H85V30ZM114 29V28H113ZM120 29V30H121ZM121 30L122 31V34L124 35V30ZM130 29V30H131ZM157 29V28H156ZM264 29V28H263ZM262 29V30H263ZM21 30V31H20ZM60 30H58V31H60ZM71 30V29H70ZM90 30V29H89ZM137 30V29H136ZM136 30L134 29H132V31H135L136 32ZM177 30H179V29H177ZM226 30V29H225ZM251 30H253V29H251ZM260 30V29H259ZM259 30H255L254 32H256V33H258V31ZM41 30H39V32H40ZM57 31V32H58ZM75 31V30H74ZM84 31V30H83ZM98 31V30H97ZM100 31V30H99ZM120 31V32H121ZM138 31V30H137ZM146 31H148V30H145V32ZM182 31V32H183ZM204 31V30H203ZM216 31V30H215ZM224 31V30H223ZM239 31L242 33L241 34V36H240V33H239ZM261 31V30H260ZM23 32V31H22ZM26 32V33H27ZM47 32H49V31H47ZM57 32H55V34L57 33ZM61 32V31H60ZM59 32V33H60ZM65 32L63 31V32H61L62 34H63V36H64V34H65ZM71 32V31H70ZM70 32H68L67 34H69ZM81 32V31H80ZM115 32V31H114ZM130 32V33H129ZM135 32H133L134 34H135ZM138 32H140L139 34H141L142 36H143V31H142V33H141V31H138ZM157 32H159L158 30H157ZM181 32V33H182ZM188 32V33H187ZM212 32V31H211ZM250 32V30H248V33ZM253 32V31H252ZM251 32V33H252ZM25 33V34H26ZM50 33V32H49ZM82 33V32H81ZM90 33H91V31H90ZM126 33V32H125ZM163 33H166L165 31H162V33L161 34H163ZM184 33V32H183ZM216 33V32H215ZM225 33V32H224ZM247 33V32H246ZM247 33V34H248ZM251 33H249V34H251ZM28 34V35H29ZM38 34V33H37ZM70 34H72V33H70ZM86 34V35H87ZM92 34H93V32H92ZM96 34V35H95ZM115 34V33H114ZM132 34V33H131ZM134 34H132V38H131V36H130V38L132 39V42H134L133 40V35ZM138 34V35H139ZM148 34V33H147ZM217 34V33H216ZM137 35V34H136ZM136 35L134 36V38L136 39ZM164 35H166V34H164ZM227 35V34H226ZM264 35V34H263ZM30 36V35H29ZM55 36V35H54ZM66 36V35H65ZM64 36V37H65ZM78 36H79V34H78ZM83 35H81V37H82ZM116 35H114V37H115ZM255 36H257V34L255 35L254 34V38H255ZM31 37V36H30ZM36 38H37V40H38V37L37 36H35ZM60 37L62 38V35L60 34ZM80 37V36H79ZM84 37V36H83ZM120 37H121V35H120ZM129 37V36H128ZM169 37V38H168ZM218 37V36H217ZM223 37V36H222ZM226 37V36H225ZM246 38H247V36H245ZM26 38V37H25ZM32 38V37H31ZM41 38V37H40ZM55 38V37H54ZM66 38V37H65ZM128 39L129 41H131V39ZM263 38H264V36H263ZM41 39H44L45 40V38H41ZM40 39V40H41ZM56 39V38H55ZM63 39V38H62ZM111 39V38H110ZM116 39V38H115ZM118 39V38H117ZM166 39V38H165ZM239 39H241V41H238ZM256 39H258V38H256ZM34 40V39H33ZM32 40V41H33ZM60 40V39H59ZM77 40V39H76ZM76 40H74L75 42H74V44L76 43ZM81 40V39H80ZM88 40V39H87ZM127 40V41H128ZM215 41L213 44H211V46L209 47V46H206V43H205V46L203 45L204 44V42L205 41H210V42H212V41ZM252 40V39H251ZM21 41V40H20ZM23 41H25V39H23ZM63 41V40H62ZM79 41V40H78ZM83 40H81V44L83 43L82 42ZM85 41V40H84ZM120 41V40H119ZM128 41V42H129ZM174 41H176V44H175V42ZM244 41H247V40H244ZM248 41H249V39H248ZM257 41V40H256ZM258 41H259V39H258ZM1 42V41H0ZM2 42H4V40L2 41ZM87 42V41H86ZM131 42V43H132ZM174 42V43H173ZM210 42H208V43H210ZM250 42V41H249ZM263 42V41H262ZM262 42L260 43L261 45H262ZM35 43V42H34ZM79 43V44H80ZM117 44H118V42H116ZM238 43H239V45H238ZM241 43V44H240ZM254 43V42H253ZM256 43H258V42H256ZM2 44V43H1ZM22 44V43H21ZM37 44V43H36ZM67 43L65 42V45H66ZM135 44V43H134ZM143 44H144V46H143ZM263 44H264V42H263ZM20 45V44H19ZM28 45V44H27ZM76 45H78V44H76ZM104 45V47L102 48V46ZM140 45V46H139ZM173 45H174V47H173ZM200 45H201V47L202 48H200ZM224 45H228V47L230 46V48H227L226 46V48L224 47ZM238 45V48L236 47ZM29 46V45H28ZM31 46V45H30ZM68 46V45H67ZM83 46V45H82ZM252 46V45H251ZM259 46V45H258ZM14 47H17V46H14ZM63 47V46H62ZM73 47H75L74 45H73ZM77 47V46H76ZM75 47V48H76ZM84 47V48H85ZM241 47H242V49H241ZM11 49H12V47H10ZM18 48V47H17ZM36 48H37V46H36ZM36 48H35V50H36ZM67 48H69V47H67ZM75 48H74V50L73 51H75ZM115 48V49H116ZM174 48L175 49H177V51L178 52H175V50H174ZM254 48V47H253ZM256 48H259V47H257V45H256ZM23 49V48H22ZM25 49V48H24ZM77 49V48H76ZM85 49H87V48H85ZM114 49V51H116ZM207 49V50H206ZM222 51H221V50ZM241 49V50H240ZM2 50V49H1ZM31 50V49H30ZM51 50H52V47H51ZM54 50V49H53ZM66 50H69V49H66ZM71 50V49H70ZM172 50H174V51H172ZM240 50V51H239ZM16 51H17V49H16ZM24 51V50H23ZM58 53H59V47H58ZM109 51H107V52H109ZM171 51H172V53H171ZM239 51V52H238ZM10 52V51H9ZM26 52V51H25ZM70 52V51H69ZM119 52H120V50H119ZM243 52V53H242ZM257 52V51H256ZM1 53V52H0ZM12 53V52H11ZM14 53V52H13ZM23 53V52H22ZM26 53H28V52H26ZM42 53V52H41ZM73 53V52H72ZM112 53V52H111ZM138 53V55L139 56H137L136 54ZM176 53V54H175ZM232 53V52H231ZM76 54V53H75ZM113 54V53H112ZM116 54V53H115ZM58 55H60L61 56V54H58ZM76 55H78V54H76ZM107 55H109V54H107ZM248 55V56H249ZM59 56V57H60ZM65 56H66V54H65ZM73 56V55H72ZM110 56V55H109ZM119 56V55H118ZM117 56V57H118ZM67 57H68V55H67ZM111 57V56H110ZM112 57H114V56H112ZM116 57V58H117ZM120 57L122 58V54L120 53ZM232 57H234L233 56V54H232ZM115 58V57H114ZM243 58V57H242ZM247 58H249V57H247ZM46 59H48V57L46 58ZM53 59V58H52ZM57 60L59 59V60H61L60 58H56ZM77 59H78V57H77ZM91 59V58H90ZM153 59V60H152ZM223 60V62H222V60ZM262 59V60H261ZM69 60V59H68ZM70 60H71V58H70ZM86 60V59H85ZM95 60H96V58H95ZM119 59L117 58V59H115V61H118ZM125 60V59H124ZM251 60V61H250ZM41 61H43V60H41ZM113 61V60H112ZM123 61V60H122ZM134 61V60H133ZM149 61V60H148ZM227 61H229V59L227 60ZM238 61V60H237ZM244 61V60H243ZM258 61V62H257ZM120 62V61H119ZM239 62V61H238ZM262 62V63H261ZM59 63H60V61H59ZM83 63H87L86 61H84ZM110 63V62H109ZM114 63V62H113ZM115 63H117L118 64V62H115ZM121 63H124V62H121ZM121 63H119V64H121ZM259 63V64H258ZM14 64H16V63H14ZM42 64V63H41ZM89 64V63H88ZM87 64V65H88ZM96 64V63H95ZM241 64V63H240ZM45 65V64H44ZM86 65V64H85ZM93 65H94V63H93ZM93 65H90V66H92V68H93ZM137 65V64H136ZM245 65H244V67H245ZM40 66V65H39ZM89 66V65H88ZM88 66H84V70H85V67H88ZM96 66H98V65H96ZM43 67V66H42ZM122 67V66H121ZM154 67V68H155ZM245 67V68H246ZM41 68V67H40ZM46 68V67H45ZM81 68H82V66H81ZM89 68V69H88ZM87 69L88 70H90V68L91 67H88ZM97 68V67H96ZM111 68V67H110ZM109 68V69H110ZM118 68V67H117ZM126 68H128V66L126 67ZM125 68V70H127ZM152 68V69H151ZM44 69V68H43ZM86 69V70H87ZM105 68H103V69H101V72L102 71H105L104 70ZM112 69V68H111ZM217 69H220V70H217ZM251 69V68H250ZM250 69H249V71H250ZM65 70V69H64ZM79 70V69H78ZM77 70V71H78ZM87 70V71H88ZM153 70V71H152ZM90 71H92V69L90 70ZM96 71V70H95ZM111 71V70H110ZM128 71V70H127ZM127 71H126V73H127ZM247 71V70H246ZM45 72V71H44ZM81 72H83L82 70H81ZM107 71H105V73H106ZM112 72V71H111ZM111 72H110V74H111ZM163 72V73H162ZM242 72H245V71H243L242 70ZM242 72L240 71V74H242ZM37 73V72H36ZM43 73V72H42ZM59 73H60V71H59ZM80 73V72H79ZM97 72H95V74H96ZM122 74H123V72H121ZM239 73V72H238ZM246 73V72H245ZM245 73H244V76H246L245 75ZM61 74V73H60ZM85 74H86V72H85ZM91 74V73H90ZM112 74H113V72H112ZM114 74H116V73H114ZM121 74V76L123 77V75ZM125 74V73H124ZM133 74V73H132ZM132 74H130L129 73V75H132ZM166 74V76H169L170 78L167 80V81H165L167 78H166V76H165V80H160L161 79V77H162V79H164L163 77H164V75ZM230 75V78L227 76V75ZM247 74H249L248 72H247ZM36 75V74H35ZM62 75V74H61ZM81 75V73L79 74V76ZM98 75V74H97ZM128 74H126L125 76H129ZM226 75V76H225ZM243 75V74H242ZM26 76V75H25ZM79 76H77L78 78H79ZM111 75H109V78H110V81L112 82V80H111V78H113L115 75H113L112 77H110ZM119 76V75H118ZM86 77H87V75H86ZM103 77H104V75H103ZM121 77V78H122ZM133 77V76H132ZM132 77H129V78H132ZM27 78V77H26ZM95 78V77H94ZM105 78V77H104ZM108 78V79H109ZM115 79H117V78H119V77H114ZM128 77H126L125 79H127V83H129L130 82V79H129ZM160 78V79H159ZM237 78V79H236ZM239 78H240V76H239ZM246 78V77H245ZM249 78V77H248ZM80 79V78H79ZM82 79H83V76H82ZM101 79L103 80V78H102V76H101ZM106 80H107V78H105ZM114 79V80H115ZM124 79V80H125ZM129 79V80H128ZM134 79V78H133ZM156 79H158V83L156 82ZM236 79V80H235ZM241 79V78H240ZM243 79H244V77H243ZM77 79H76V77L74 78V81H76ZM81 80V79H80ZM113 80V81H114ZM160 80V81H159ZM60 81V80H59ZM83 81L84 80H82V82L81 83H83ZM104 81V80H103ZM108 81V80H107ZM116 81V80H115ZM132 81V80H131ZM136 81V80H135ZM262 81V82H261ZM90 82H93V81H90ZM105 83H106V81H104ZM123 82V81H122ZM134 82V81H133ZM166 82H167V84H166ZM72 83H74V82H72ZM109 83V82H108ZM107 83V84H108ZM131 83V82H130ZM135 83V82H134ZM104 84V83H103ZM106 84V85H107ZM109 84H111V83H109ZM113 84H115V83H113ZM123 84H126V83H123ZM72 85V84H71ZM81 85H83V84H81ZM89 85V84H88ZM116 85V84H115ZM129 85H131V84H129ZM51 86H53V85H51ZM92 86V85H91ZM112 86H114V85H112ZM112 86H110V87H112ZM118 86V85H117ZM121 86V85H120ZM81 87V86H80ZM85 87V86H84ZM90 87V86H89ZM114 87H116V86H114ZM128 87V86H127ZM135 87V86H134ZM217 87V88H216ZM49 88V87H48ZM53 88V87H52ZM54 88H56V87H54ZM92 88V87H91ZM124 88V87H123ZM216 88V91H214L213 92V89H215ZM100 89V88H99ZM109 89H112V88H109ZM120 89H121V87H120ZM112 90H114V91H116V89L114 88V89H112ZM119 90V89H118ZM118 90H117V92H118ZM123 90V89H122ZM122 90L120 91L119 90V92H118V95H120V92H122ZM132 90V89H131ZM130 90V91H131ZM166 90H171V95L172 96H168V95H170L169 93H168V95H167V91ZM259 90V91H258ZM50 91V90H49ZM54 91V90H53ZM100 91V90H99ZM102 91V90H101ZM127 90H125V92H126ZM103 92H104V90H103ZM259 92L261 93V95L259 94ZM50 93V92H49ZM52 93V92H51ZM110 93H112V92H110ZM123 93V92H122ZM100 94V93H99ZM115 94H116V92H115ZM137 94H138V92L136 93V96H137ZM215 94V95H214ZM49 95V94H48ZM52 95V94H51ZM74 95V94H73ZM102 95V94H101ZM110 95V94H109ZM117 96V95H116ZM132 96V95H131ZM134 96V95H133ZM215 96V97H214ZM217 96H218V98L221 96L222 98V100L221 101H223V103H222V108L223 109H228V106H230V107H232V102L234 101L235 103H237L236 104V106L238 107L239 106V104L242 102V106H240L241 107V109L243 108V104L245 103V102H247V103H250L251 104V107L248 105V106H246V108H248L250 111H244V112H246V115H243V113H241V114H238V113H233V112H231L230 114H232V115H225L224 117H222L221 115H224V114H222V113H218V109H221L220 108V104H219V101L218 100H216V98H217ZM81 97V96H80ZM107 97H108V94H107ZM112 97H113V94H112ZM119 97H121V96H119ZM207 97L209 98V99H207ZM116 98V97H115ZM122 98L124 99V96H122ZM125 98H128V99H130L129 98V96L127 97V96H125ZM229 98L231 99L232 98V100H229ZM102 100V97L101 98H99V100ZM111 99V98H110ZM117 99V98H116ZM210 99H212V100H210ZM225 99V100H224ZM228 99V100H227ZM45 100V99H44ZM43 100V101H44ZM85 100V99H84ZM83 99L82 100H80V101H78L79 102V106H78V108L79 109H82V106L83 105H85V101H84ZM104 100V99H103ZM109 100V99H108ZM118 101H119V99H117ZM122 100V99H121ZM120 100V102H121V104L123 103V104H125L126 106H127V108H128V110L129 111H131L129 108H131V109H136L137 108V110H139L140 109V107H139V105L137 106L136 105V102L135 103H133V104H135V106H137V107H129L128 106V101L125 103L124 102V100H122L121 101ZM137 100V99H136ZM139 100V99H138ZM141 100L139 101V102H141ZM162 100H165V104H163V102H162ZM126 101V100H125ZM131 101H132V99H131ZM218 101V102H217ZM120 102H118V103H120ZM133 102H134V100H133ZM113 103L114 104H116V106H117V104L118 103H116V102H114L113 101ZM95 104V103H94ZM97 104V103H96ZM99 104V103H98ZM132 104V103H131ZM138 104H140V103H138ZM144 104L145 103H142V105L144 106ZM262 104V105H261ZM90 105V104H89ZM92 105V104H91ZM101 104H99L98 106H100ZM103 105V104H102ZM101 105V106H102ZM148 105V107H150V104H147ZM147 105H146V108H145V106L144 107H142V109L139 111V112H143V113H139V115H140V117H141V120H146V118L144 117L145 116V113H144V111H143V108H144V110H147L148 108H147ZM166 105V106H167ZM33 106V105H32ZM35 106V105H34ZM98 106H96L95 108H96V111H94V110H91V107H84V109L82 110V111H80L79 112V114H83L84 113V111L86 110V111H88L87 112V116H82L81 117V119H83V121H85L86 119H88V120H90V123H87V124H89L88 126V128L86 129V131H85V129H83V127H78L79 125H77V123H81V125H84L83 124V122L80 120V118H77V119H73V120H69L68 121V123H67V126L65 127V131H66V140H67V144H66V146L67 147H65V152L66 153H71V154H78V155H80V153H82V154H84V155H88L89 157L88 158H94L95 157V151H94V147L98 144L99 145V143H97L96 141H95V139H94V137H92V135L93 136H96L95 138H97V135H94L93 133H94V128H92V127H95V128H99L98 129V131L100 132L99 133V135L101 134V135H105L106 134V141L105 142H107V143H111L112 142V139L114 138V136L112 137V135H116V138H117V140L118 139H120L119 141H118V143L121 141L122 142V144L124 145V146H128V144L129 143H127V142H125L128 138H125L124 139V137H123V132H120L121 130H119V128L117 129H115L114 127H115V125H112V124H109V126L108 125H106V123H104V122H102V120H98V114L100 113V112H102L99 108H98ZM112 106H114V105H112ZM115 106V108H116V110L118 109V106L116 107ZM134 106V105H133ZM234 106V105H233ZM253 106H256V105H253ZM257 106L255 107V108H257ZM49 107V106H48ZM120 107H121V105L119 106V109H120ZM123 107H125V106H123ZM123 107H121V108H123ZM180 107H182V108H180ZM32 108V107H31ZM114 108V109H115ZM139 108V109H138ZM152 108V107H151ZM150 108V109H151ZM155 108V107H154ZM165 109H166V107H164ZM245 108V107H244ZM37 109V108H36ZM97 109H99L100 110V112H98V114H97ZM119 109L117 110V112H119ZM124 110H125V108H123ZM123 109H121V110H123ZM165 109H162L163 111L165 110ZM180 109V110H179ZM233 109V110H232ZM231 109V111H234V108H232ZM32 110H34V109H32ZM98 110V111H99ZM105 110V109H104ZM128 110L126 109L124 112H126L127 111V113H128ZM155 110V109H154ZM162 110H161V112H162ZM167 110V109H166ZM173 110V111H172ZM239 110V109H238ZM85 111V112H86ZM133 111H135V113L136 114H134V115H138V113L136 112V110H133ZM158 111V110H157ZM51 112H52V110H51ZM110 112V111H109ZM121 112V111H120ZM124 112H122L121 114H124V115H122V116H124V117H122V118H124V121H126V120H129V118L128 119H126V117H127V113H126V116H125V113ZM149 111L147 110V113H148ZM152 112V111H151ZM168 112V111H167ZM222 112V111H221ZM223 112H226V111H224L223 110ZM241 112V111H240ZM36 113H38V112H36ZM130 113V112H129ZM134 113V112H133ZM133 113H131V116H134V115H132ZM152 113H154V112H152ZM159 113V112H158ZM181 113V115H183V113L182 112H180ZM258 113H260V112H258ZM97 114V115H96ZM104 114V113H103ZM114 115H115V113H113ZM113 114L112 113H108V114H106V115H104V118H105V116L106 117H112L113 116ZM120 114V115H121ZM157 114V113H156ZM162 114V113H161ZM163 114H167V113H163ZM162 114V115H163ZM171 114H169L170 116H171ZM253 114L255 115V113L253 112ZM263 114V113H262ZM100 115V114H99ZM162 115H160V116H162ZM195 115V116H196ZM20 116V115H19ZM101 116H103L102 114L99 116L100 117V119L102 118ZM119 116V115H118ZM128 116H129V114H128ZM152 116H154V115H152ZM158 116V115H157ZM165 116V115H164ZM187 116V115H186ZM196 116V117H197ZM232 116V117H231ZM258 116V115H257ZM137 117V116H136ZM147 117H148V114H147ZM155 117V116H154ZM163 117V116H162ZM188 117V116H187ZM228 117V120L229 121H231V122H229V123H231V125L230 124H227V121L228 120H226V119H223V118H227ZM247 117H249V118H253V119H248ZM256 117V116H255ZM259 117V116H258ZM33 118H34V116H33ZM115 118H117V116L115 117ZM121 118V117H120ZM133 118V117H132ZM135 118V117H134ZM139 117H137V118H135L134 119V123L133 122H131L132 124H135V129L136 128H138V125L136 126V124L137 123H135L136 121L135 120H139L138 119ZM151 118V117H150ZM149 118V119H150ZM157 118H159V117H157ZM166 118H167V116H166ZM183 118V117H182ZM184 118H185V116H184ZM263 118V117H262ZM20 119V118H19ZM112 119V118H111ZM164 119H165V117H164ZM164 119H162V121H164ZM170 119V118H169ZM169 119H167V120H169ZM175 119H177L176 121H175ZM81 122H80V121ZM113 121H115V119H112ZM158 120H160V119H158ZM184 122L186 121V119H182ZM43 121V120H42ZM124 121H122L121 120V122H124ZM148 121V120H147ZM146 121V122H147ZM155 121V120H154ZM33 122H35V121H33ZM121 122H119V124H121ZM129 122V121H128ZM144 122V121H143ZM199 122H201V121H199ZM110 123V122H109ZM113 123V122H112ZM130 123V124H131ZM148 123V122H147ZM153 123H155V122H153ZM165 123V122H164ZM166 123H167V121H166ZM35 124V123H34ZM123 124H125V123H123ZM141 124H142V121H141ZM182 124V123H181ZM129 125V124H128ZM127 125V126H128ZM144 125V124H143ZM143 125H142V127H143ZM159 125H161V124H159ZM158 124H157V126H159ZM178 125H180V124H178ZM183 125H185L184 123H183ZM200 125L203 127V129H200L199 127H200ZM4 126V125H3ZM65 126V125H64ZM85 126V125H84ZM122 126V125H121ZM140 126V125H139ZM162 126V125H161ZM170 126V125H169ZM171 126V127H172ZM38 127V126H37ZM116 127H117V125H116ZM133 127V126H132ZM132 127H130V129H128V130H131V128ZM141 127V126H140ZM139 127V128H140ZM147 127V126H146ZM153 126H151V128H152ZM189 127H190V125H189ZM13 128V127H12ZM86 128V127H85ZM105 128V129H104ZM111 128H113V132L111 133V135H109V130L111 129ZM127 128V127H126ZM150 128V129H151ZM161 128V127H160ZM191 127L190 128H188V129H186V131L188 130V131H190L191 129H192ZM258 128H260L259 130H258ZM4 129V128H3ZM94 129V130H93ZM135 129H133L132 128V130H135ZM148 130V131H151V130ZM154 129V128H153ZM168 129V128H167ZM30 130V129H29ZM93 130V132H88V131H92ZM137 130V129H136ZM134 131L133 133H137L136 135H138V140L137 139H135V142H138V141H140L141 139H142V141H143V137L142 138H139V136H141L142 134H144V133H142L141 134V129H139V130H137V131ZM145 131H147L146 130V128L144 129ZM163 130V129H162ZM216 130V131H215ZM37 131V130H36ZM42 131V130H41ZM45 131V130H44ZM141 131V132H140ZM168 131V130H167ZM164 132V131H163ZM169 132H170V130H169ZM191 132V131H190ZM190 132H188V134L190 133ZM214 132H215V134L216 133H219V135H218V137L220 136V140H216V139H214V137H210L212 134H214ZM132 133V134H133ZM152 133V132H151ZM151 133L149 134L148 132H147V134H146V136L149 134V135H151ZM159 133V132H158ZM2 134H4V133H1V135ZM96 134V133H95ZM139 134H141V135H139ZM164 134H165V132H164ZM171 133H169V135H170ZM172 134H174V133H172ZM259 134H260V131H259ZM44 135V134H43ZM98 135V138L100 137ZM129 135V134H128ZM148 135V137L150 138V136ZM187 135V134H186ZM216 135V136H217ZM264 135V133L261 135L260 134V137L261 136H263ZM3 136V135H2ZM127 136V135H126ZM173 137H176V136H174V135H172ZM46 137V136H45ZM145 137V136H144ZM147 137V138H148ZM192 137V136H191ZM191 137H188V139L189 138H191ZM240 137V140H237L238 138ZM242 137V138H241ZM152 138V137H151ZM164 138H166L165 136H164ZM170 138V137H169ZM131 139H134V138H131ZM140 139V140H139ZM166 139H168V138H166ZM114 140V139H113ZM144 140H145V138H144ZM146 140H151V139H146ZM145 140V141H146ZM179 140V139H178ZM193 140H194V137H193ZM257 140V139H256ZM99 141H101V138L99 139ZM111 141V142H110ZM128 141V140H127ZM144 141V142H145ZM157 141V140H156ZM165 141H167V140H165ZM252 141H253V145H256V142H255V139H252ZM103 142V141H102ZM132 143H133V141H131ZM148 143H150L149 141H147ZM152 142V141H151ZM154 143H155V141H153ZM197 142V144H198V141H196ZM106 143V144H107ZM114 143V142H113ZM113 143H111V145L113 144ZM164 143H166V142H164ZM167 143H169V142H167ZM187 143V142H186ZM192 143V142H191ZM114 144H116V143H114ZM121 144V143H120ZM119 144V145H120ZM121 144V145H122ZM139 144V143H138ZM152 144V143H151ZM150 144V145H151ZM157 144V143H156ZM159 144V143H158ZM190 144V143H189ZM196 144V145H197ZM110 145V144H109ZM117 145V144H116ZM134 145H135V143H134ZM134 145H132L131 144V147L133 148V149H126V150H124V151H122V154H123V156H125V158H124V160H123V158H122V160L123 161H121V162H119L120 163V165H122L121 166V168H123V169H125V175L127 176V177H129V176H131V178L133 177V180H134V183H135V187L134 188H139V187H142L144 190H145V192L146 193H149V186L148 185H153V184H151L150 182H151V179L147 176V175H145V170L147 169V168H145V169H142V168H137L136 170H134V172H133V174H131L130 172H127L130 168H133V164H134V161H137L138 163H140V164H142L144 161H145V158H143V162L141 161V158H140V156H138V155H136V153H137V151L139 150H141V149H139V148H136V149H138V150H135L134 148L137 146V144L135 145V147H134ZM146 145V144H145ZM153 146H154V144H152ZM149 145H147V147H148ZM153 146H151V150H152V148H153ZM156 146V145H155ZM155 146H154V148H155ZM176 146V145H175ZM110 147V146H109ZM129 147H130V145H129ZM137 147H140V146H137ZM193 147H194V144H193ZM195 147H197V146H195ZM116 148V147H115ZM118 148V147H117ZM150 148V147H149ZM154 148H153V150L152 151H154L153 153H155V150H154ZM105 149V148H104ZM110 149V148H109ZM144 150H147V149H145V148H143ZM116 150V149H115ZM118 150V149H117ZM123 150V149H122ZM133 150H135V151H133ZM199 150H200V148H199ZM202 150V149H201ZM203 150H204V148H203ZM79 151V152H78ZM109 151H111V149L109 150ZM131 151H133V152H131ZM138 151V152H139ZM142 151V150H141ZM148 151V150H147ZM151 151V152H152ZM259 150H257V153H260V152H262V151H260V152H258ZM58 152V151H57ZM117 152V151H116ZM115 152V153H116ZM145 152V151H144ZM163 152H165V151H162V153L160 152V154L161 155H163ZM59 153V152H58ZM121 153V152H120ZM148 153V152H147ZM247 153V152H246ZM136 155V157L135 158H133L135 155ZM138 154V153H137ZM143 154H145V153H143ZM191 154H193V153H191ZM191 154H189V155H191ZM230 154V155H229ZM253 154H255L254 152H253ZM252 154V155H253ZM110 155L112 156V154L110 153ZM114 155V154H113ZM139 155H141L140 154V152H139ZM146 155V154H145ZM206 155V156H205ZM251 155V153H249L248 154V156H247V154H246V156H245V159H246V157H247V159H248V157ZM257 155V154H256ZM150 155L148 154V157H149ZM193 156V155H192ZM197 156V155H196ZM201 156V155H200ZM260 156H261V154H260ZM46 157V156H45ZM56 159H57V156H54ZM77 157H79V158H81L80 156H77ZM84 157V156H83ZM113 157V156H112ZM116 157V156H115ZM188 157L189 156H187V151L185 150V151H182V152H180V155H178V158H180L179 159V161L181 160V159H183L182 161H183V164H185V165H189L190 164V162L189 161H187V159H188ZM44 158V157H43ZM71 158V157H70ZM154 158H155V155H154ZM156 158H157V156H156ZM164 158V159H163ZM161 157V159H160V163H162L163 164V166H162V168H152V170L153 171H155V174L157 175V179H161V183H162V185L158 182V181H155V185H158V186H162V188L164 187L165 188V186L163 185L164 184V181H165V179H167V181H172L171 182V184H175V183H178L179 181H180V178H181V176L180 177H178L177 175H175L174 174V172H173V165H175L176 163L173 161L174 160V156L173 155H170V156H167L166 158L165 157ZM170 158H172V159H170ZM202 158V157H201ZM44 159H46V158H44ZM81 159H83V158H81ZM114 158H112V160H113ZM152 159V158H151ZM186 159V160H185ZM239 161H240V156H239V158H237ZM72 160V159H71ZM87 160V159H86ZM110 160V159H109ZM171 160H172V162H171ZM198 160H202V159H198ZM197 160V161H198ZM244 160V159H243ZM67 161V160H66ZM102 161V160H101ZM114 161V160H113ZM117 161V160H116ZM176 161V160H175ZM181 161V162H182ZM203 161V160H202ZM246 161V163H247V161L248 160H245ZM256 161H258V160H256ZM255 161V162H256ZM88 162H89V160H88ZM115 162V161H114ZM118 162V161H117ZM174 162V163H173ZM192 162H194V160H192ZM200 162V161H199ZM206 162H203V163H206ZM251 162V161H250ZM259 162V161H258ZM258 162H256V163H258ZM69 163V162H68ZM90 163V165L91 164H94V163H97V161H91V162H89ZM89 163H87V164H89ZM103 163V162H102ZM108 163H110V162H107V164L106 163H104V165H100L102 168H108V167H111V165L109 166L108 165ZM152 163V162H151ZM179 163V162H178ZM244 163V162H243ZM245 163V164H246ZM252 163L253 162H251V165H252ZM70 164V163H69ZM76 164V163H75ZM74 164V165H75ZM79 164V163H78ZM78 164H76V166H78ZM166 164V165H165ZM180 164V163H179ZM179 164H178V166H179ZM199 163L197 162V163H195L194 165L195 166H199V165H201V164H199ZM209 164V163H208ZM233 164H234V162H233ZM236 164H239L238 162L236 163ZM240 164H241V162H240ZM244 164V165H245ZM248 164H250V163H248ZM255 164V163H254ZM258 164H260V163H258ZM68 165V164H67ZM118 165V164H117ZM177 165V164H176ZM193 164H191V166H189V167H187V169L188 168H193L194 166H192ZM207 165V164H206ZM210 165H208L209 167H210ZM243 165V164H242ZM250 165V167L249 168H251L252 166ZM260 165H263V163L262 164H260ZM71 166V165H70ZM69 166V167H70ZM76 166H74V167H76ZM214 166H216V165H214ZM221 166V165H220ZM231 166V165H230ZM254 166V165H253ZM264 166V165H263ZM262 166V167H263ZM78 167H80V165L78 166ZM84 167V166H83ZM85 167H87V166H85ZM100 167V168H101ZM186 167V166H185ZM222 167V166H221ZM241 167V166H240ZM239 167V165H238V168H240ZM243 167V166H242ZM88 168V167H87ZM92 168V167H91ZM204 168V167H203ZM205 168H207V167H205ZM217 168V167H216ZM219 168V167H218ZM223 168V167H222ZM245 168H246V166H245ZM33 169H37V168H33ZM78 169H80V168H73V170L72 171H76V172H78V174H84V172L85 171H83V170H80V171H78ZM201 169V168H200ZM17 170V169H16ZM207 170V169H206ZM41 171H44V170H41ZM176 171V170H175ZM184 171H186V170H184ZM190 171V170H189ZM35 172V171H34ZM38 172V171H37ZM47 172V171H46ZM54 172V171H53ZM71 172V171H70ZM170 172V173H169ZM232 172H234V171H231V173ZM256 172V171H255ZM29 173V172H28ZM36 173V172H35ZM40 173V172H39ZM48 173V172H47ZM172 173V174H171ZM237 173H239V172H237ZM257 173V172H256ZM23 174V173H22ZM27 174V173H26ZM235 174V173H234ZM24 175V174H23ZM31 175H33V173L31 174ZM44 175V174H43ZM50 175V174H49ZM77 175V174H76ZM86 175H87V172H86ZM182 175H183V173H182ZM237 175V174H236ZM25 176H29V175H25ZM37 177H38V175H36ZM54 176V175H53ZM80 176V175H79ZM85 176V175H84ZM125 176V177H126ZM189 176V175H188ZM91 177V176H90ZM126 177V178H127ZM238 177V176H237ZM47 178H48V176H47ZM46 178V179H47ZM82 178V177H81ZM84 178V177H83ZM24 179V178H23ZM28 179H29V177H28ZM43 179H44V177H43ZM86 179V178H85ZM238 179V178H237ZM33 180H35L34 181V185H37L36 184V179H33ZM33 180L30 182V183H32L33 182ZM51 180V179H50ZM82 180H84V179H82ZM126 180H128V179H126ZM182 180V179H181ZM85 181V180H84ZM83 181V182H84ZM91 181V180H90ZM129 181V180H128ZM152 181H154V180H152ZM187 181V180H186ZM26 182V181H25ZM44 183V182H43ZM131 183H133V182H131ZM154 183V182H153ZM2 184H3V182H2ZM40 185H41V183H39ZM93 184V183H92ZM165 184H168V182L166 183V181H165ZM183 184V183H182ZM187 184V183H186ZM20 185H21V183H20ZM30 184H28V186H29ZM46 185V184H45ZM61 185V184H60ZM169 185V184H168ZM181 185H179V186H176V187H174V191H175V188H179ZM234 186H235V183H234ZM27 187V186H26ZM52 187H54V191H55V193H59L60 195L62 194V192H64L63 190H64V188H63V186L62 187H60V188H55V186H52ZM51 187V188H52ZM74 187V186H73ZM167 187V186H166ZM172 187V188H173ZM1 188V187H0ZM46 188V187H45ZM50 188V189H51ZM62 188H63V190H62ZM156 188V187H155ZM160 188V187H159ZM75 189H77V188H75ZM52 190V189H51ZM78 190V189H77ZM80 190V189H79ZM142 190V189H141ZM208 190V189H207ZM32 191V190H31ZM57 191V192H56ZM80 191H82V189L80 190ZM166 190H162V192H165ZM182 191V190H181ZM33 192V191H32ZM134 193V192H133ZM141 193V192H140ZM151 193V192H150ZM169 193V192H168ZM177 193V192H176ZM183 193V192H182ZM219 193V192H218ZM81 196V199L80 200H83L84 199V197H86V194H82V193H79ZM170 194V193H169ZM149 195V194H148ZM152 195V194H151ZM129 196V195H128ZM132 196V195H131ZM150 196V195H149ZM79 197V198H80ZM90 197V196H89ZM140 197V196H139ZM139 197L137 198V199H139ZM166 197V196H165ZM92 198V197H91ZM90 198V199H91ZM151 198V197H150ZM193 198H195V196L193 197ZM87 199V198H86ZM148 199V198H147ZM146 199V200H147ZM188 199H190V198H188ZM79 200V201H80ZM150 200V199H149ZM84 201V200H83ZM137 201V200H136ZM139 201V200H138ZM137 201V202H138ZM147 202H148V200H147ZM176 202V201H175ZM141 203H143V202H141ZM122 204V203H121ZM198 204V203H197ZM85 205H89V202H85ZM134 205V204H133ZM144 205V204H143ZM142 205V206H143ZM129 206H130V204H129ZM132 206V205H131ZM139 206V205H138ZM141 206V207H142ZM152 206V205H151ZM151 206L149 205L148 207H150L151 208ZM183 206H184V204H183ZM97 207V206H96ZM126 207V206H125ZM135 207V206H134ZM145 207V206H144ZM147 207V208H148ZM182 207V206H181ZM122 208V207H121ZM129 208V207H128ZM146 208V209H147ZM153 208H155V207H153ZM153 208H151V209H153ZM189 208V207H188ZM120 209V208H119ZM130 209V208H129ZM128 209V210H129ZM139 209V208H138ZM141 209H144L143 207L141 208ZM190 209V208H189ZM194 209V208H193ZM18 210V209H17ZM36 210V209H35ZM34 210V211H35ZM117 210V209H116ZM135 210V209H134ZM150 210V209H149ZM206 210H208V209H206ZM92 211V210H91ZM122 211V210H121ZM187 211V210H186ZM9 212H10V210H9ZM20 212V211H19ZM93 212H94V210H93ZM206 212H208V211H206ZM13 214H15V212H12ZM34 213H36V211L34 212ZM97 213H98V211H97ZM96 213V214H97ZM128 213V212H127ZM127 213L126 212H124V214L123 213H121V212H111V214L113 215H110V223L111 224H113L112 223V218L113 217H116V216H120V215H122L123 214V216H125V215H127ZM41 214V213H40ZM210 214V213H209ZM208 214V215H209ZM25 215V214H24ZM43 215H44V213H43ZM91 215H94V214H91ZM184 215H186V214H184ZM207 215V214H206ZM68 216H74V211H68V212H66L65 213V218L66 217H68ZM79 215H77V217H78ZM49 217H53V218H57L58 217V215L57 216H51L50 214H47V213H45V215H44V218H49ZM81 217H83V218H85L84 216H81ZM94 217H96V216H94ZM207 217H209V216H207ZM11 218V217H10ZM13 218V217H12ZM11 218V219H12ZM17 218V217H16ZM60 218V217H59ZM186 218V217H185ZM91 219H93V218H90V220ZM103 219V218H102ZM196 219V218H195ZM41 220V219H40ZM39 220V221H40ZM98 220L100 221V219L98 218ZM16 221V220H15ZM67 221V223L71 226V229H72V233H74L77 237H78V239H79V237L81 238H83L84 237V234L85 233H90L89 232V230L91 229V228H93V230L95 231H99V230H97L96 228H99L98 226H100V225H98L97 227L96 226H94V227H91L90 228V226H91V222H93V221H90V226H88L87 225V222L89 221H86V220H81L80 221V219H73V217H71V218H69V219H67L66 220ZM96 221H97V219H96ZM98 222V221H97ZM96 222V223H97ZM102 222V221H101ZM128 222V221H127ZM148 222V221H147ZM10 223V222H9ZM14 223V222H13ZM12 222H11V224H13ZM105 223V222H104ZM17 224H19V223H16V225ZM121 224V223H120ZM146 224V223H145ZM14 225V224H13ZM102 225H103V223H102ZM105 225H107V224H105ZM147 225V224H146ZM146 225H145V227H146ZM149 225V224H148ZM167 225V224H166ZM198 225V224H197ZM203 225H205V224H203L202 223V226ZM143 226V225H142ZM141 226V227H142ZM149 226H151V224L149 225ZM201 225H199V226H197V227H200ZM205 226H207V225H205ZM88 227H89V230H88ZM125 227V226H124ZM152 227V226H151ZM150 227V228H151ZM194 227H196V226H194ZM196 227V228H197ZM95 228V229H94ZM136 228H138V227H136ZM135 228V229H136ZM144 227H142L141 228V230L143 229ZM146 228H149V227H146ZM201 229H202V227H200ZM205 228V227H204ZM203 228V229H204ZM99 229H101V227L99 228ZM104 229V228H103ZM114 229V228H113ZM195 229V228H194ZM200 229V230H201ZM203 229L201 230V231H203ZM25 230V229H24ZM24 230H23V232H24ZM28 230V229H27ZM116 230V229H115ZM119 230H122V228H120ZM94 231H92V229H91V232L93 233ZM95 231V232H96ZM101 231V230H100ZM103 231V230H102ZM124 231V230H123ZM122 231V232H123ZM138 231H139V229H138ZM152 231V230H151ZM206 229H205V231L204 232H202V233H206ZM27 232V231H26ZM29 232H31V231H29L28 230V233ZM94 232V235L96 234ZM111 233V232H113V230L111 229V230H108V233ZM122 232H121V234H122ZM197 232H199V229L197 228ZM92 233H90V234H92ZM106 233V231H104V234L101 232V234H103L104 236L106 235V236H108L107 235V233ZM114 233V232H113ZM137 233V232H136ZM199 233H201V232H199ZM208 233V232H207ZM33 233L31 232V233H29V235H32ZM3 235V234H2ZM116 235V234H115ZM135 235V234H134ZM202 235V234H201ZM204 235V234H203ZM202 235V236H203ZM207 235V234H206ZM93 236V235H92ZM102 236V235H101ZM104 236H102V238H105ZM136 236H137V234H136ZM191 236V235H190ZM197 236H198V234H197ZM202 236H199L200 238L202 237ZM205 236V235H204ZM3 237V236H2ZM9 237V236H8ZM114 237V235H109V239H111L112 240V238ZM133 237V236H132ZM154 237H155V233H154ZM206 237V236H205ZM84 238H86V237H84ZM137 238V237H136ZM207 238V237H206ZM33 239V238H32ZM100 239V238H99ZM6 240V239H5ZM18 240V239H17ZM82 240V239H81ZM95 240H97V243L100 241V240H98V239H96L95 238ZM115 240V239H114ZM137 240V239H136ZM140 240V239H139ZM155 240V239H154ZM198 240H199V238H198ZM1 241V240H0ZM9 241H10V237H9ZM19 241V240H18ZM49 240H46V243L48 242ZM84 241V244H82L83 246H85V248H84V250H79L77 247H75V252H77L75 255L77 256V258L76 259H81V258H86V259H88V258H95V259H99V261L100 262H105L106 261V253L105 252H107L108 253V251H114L115 253H117L119 256H121V257H123V254L121 253V252H119V247H113V250H108V251H106L107 249H109V248H107V246H105L106 244H103V245H101L102 247H104V248H96V250L94 249L93 251H87L86 250V246H88V243H89V241H88V243H86L85 241H87V240H83ZM106 241V240H105ZM142 241H144V240H140V242L142 243ZM201 241V240H200ZM20 242H22L21 240H20ZM24 242V241H23ZM23 242L22 243H20L19 245H21V246H24V244H23ZM114 242V241H113ZM1 243V242H0ZM29 243L30 242H27V249L30 247L29 246ZM96 243V244H97ZM107 244H108V241H107ZM111 244H112V241H111ZM45 246H46V244H44ZM44 245H42L41 247H39V250L40 251H42V252H44V254L46 255V257H45V259L46 260H52V261H54V260H56V262L57 261H59V258H60V256L61 255H59V252H61L62 251V249H60V248H58L56 245H54V244H51V246L49 247V246H47V247H45ZM95 244H93V246H94ZM98 246L100 245L99 243L97 244ZM16 246H18V245H15V246H13L14 248L16 247ZM39 246V245H38ZM92 246V247H93ZM136 246V245H135ZM2 247H3V245H2ZM73 247V246H72ZM95 247H96V245H95ZM94 247V248H95ZM109 247H111V246H109ZM3 248H5V247H3ZM161 248V247H160ZM1 249V248H0ZM104 249V250H103ZM111 249V248H110ZM5 250V249H4ZM4 250H1V252H3ZM137 250V249H136ZM80 253H79V252ZM126 251V250H125ZM5 252V251H4ZM51 252V253H50ZM99 252H100V255H99ZM24 253H25V250H24ZM18 254V253H17ZM48 254V255H47ZM114 254V253H113ZM20 255H22V253L20 254ZM19 255V257H21ZM23 256V255H22ZM39 256V255H38ZM63 256V260H69L70 258H73V256H72V254L71 253H69L68 255H62ZM112 256V255H111ZM114 256V255H113ZM16 257H17V255H16ZM36 257V256H35ZM170 257V256H169ZM3 258V257H2ZM2 258H0V259H2ZM40 258V257H39ZM4 259V258H3ZM2 259V260H3ZM19 259H21V258H19ZM43 259V258H42ZM42 259H39V261L40 260H42ZM92 259V260H93ZM94 259V260H95ZM133 259V258H132ZM136 259V258H135ZM1 260V262H3V263H1V264H5V260L4 261H2ZM16 260V259H15ZM36 260H37V258H36ZM92 260H91V262H92ZM168 260H170V259H168ZM38 261V260H37ZM66 261V262H67ZM124 261H126V262H128L129 261V259H128V257H126V260H124ZM144 261V260H143ZM81 262H83V261H81ZM7 263V262H6ZM43 263V262H42ZM136 263V262H135ZM146 263V262H145ZM145 263H143V264H145ZM172 262H170V264H171ZM8 264V263H7ZM78 264H79V260H78ZM102 264V263H101ZM103 264H105V263H103ZM117 264V263H116ZM129 264V263H128ZM131 264V263H130ZM148 264V263H147Z\"/></svg>",
  "mask_w": 264,
  "mask_h": 264
}]
</instances>
